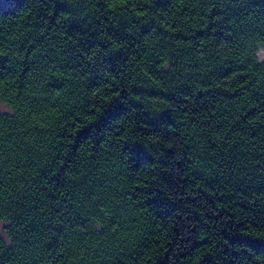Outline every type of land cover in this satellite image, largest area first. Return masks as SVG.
<instances>
[{
	"label": "trees",
	"instance_id": "trees-1",
	"mask_svg": "<svg viewBox=\"0 0 264 264\" xmlns=\"http://www.w3.org/2000/svg\"><path fill=\"white\" fill-rule=\"evenodd\" d=\"M0 264H264V0H0Z\"/></svg>",
	"mask_w": 264,
	"mask_h": 264
},
{
	"label": "rangeland",
	"instance_id": "rangeland-1",
	"mask_svg": "<svg viewBox=\"0 0 264 264\" xmlns=\"http://www.w3.org/2000/svg\"><path fill=\"white\" fill-rule=\"evenodd\" d=\"M7 109L3 105H0V112H5ZM0 238L7 239L4 232V223L0 222Z\"/></svg>",
	"mask_w": 264,
	"mask_h": 264
}]
</instances>
